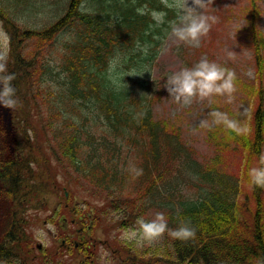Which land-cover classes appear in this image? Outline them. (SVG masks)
Returning a JSON list of instances; mask_svg holds the SVG:
<instances>
[{"label":"trees","instance_id":"obj_1","mask_svg":"<svg viewBox=\"0 0 264 264\" xmlns=\"http://www.w3.org/2000/svg\"><path fill=\"white\" fill-rule=\"evenodd\" d=\"M54 1L60 14L39 27L0 1L8 39L7 74L15 75L18 101L9 109V124L0 122L2 199L55 195L70 218L54 210L47 220L59 231L68 222L70 233L80 224L87 231L102 228L111 264H264V188L250 184L248 177L264 148V35L258 0H248L240 10L255 72L251 81L236 76L237 93L252 103L243 122L249 132L207 129L213 156L202 162L192 157L179 129L170 130L168 121L155 119L149 105L142 104L151 101L145 94L151 82L139 80V67L155 59L159 43L151 12L171 16L173 10L161 0ZM145 6L146 14H138ZM199 51L210 62L228 66L210 50ZM135 57L141 59L138 70L125 78L120 66L136 63ZM131 79L136 80L134 87ZM231 151L248 184L219 168L232 158ZM33 154L42 174L23 188L22 156L31 162L27 156L33 159ZM184 161L194 169L184 171ZM130 166L143 174L134 178ZM74 194L86 201L85 209L70 206ZM152 210L163 212L172 229L190 222L195 238L183 242L165 234L142 248L121 238V230L134 226L138 217L153 218ZM0 211V264H100L96 243L38 252L34 233L11 221L16 217L8 202L1 203ZM91 211L93 222L88 223Z\"/></svg>","mask_w":264,"mask_h":264},{"label":"rangeland","instance_id":"obj_2","mask_svg":"<svg viewBox=\"0 0 264 264\" xmlns=\"http://www.w3.org/2000/svg\"><path fill=\"white\" fill-rule=\"evenodd\" d=\"M3 7L9 11V5L13 7L17 16L26 17L29 23H33L35 27H39L40 24H44L52 21L61 12L60 4L54 0H48L43 2L42 0H0ZM19 1V2H18ZM26 1V2H25ZM31 2H37L32 5ZM43 3V4H42ZM248 0H213V4L209 6L207 14L215 15L218 17V22L214 24L209 34L202 38L199 47H189L182 43H177L170 36L171 23L177 21V11L173 10V13L168 16V13H163V20L161 23H157L159 34L156 37L158 40V46L156 49V56L153 61H150L149 65L139 67L137 62L131 65V62H126L120 66V70L125 72V78L133 72V69L141 70L139 80L146 78L151 82V88L145 91L147 99L150 97L149 103H142L143 105H149L150 112L155 119H164L168 121L170 130L179 129L182 141L191 149L192 157L198 162L207 161L213 156V149L208 139L207 129L200 127V121L202 119H208V113L213 110H220L228 113L230 118L237 119L244 122V116H246L251 108L252 103H247L240 93H235V100L232 104L224 102L223 97H213L210 101L205 100L203 102H194L189 107H180L168 97V93L164 88L167 77L173 72L178 71L182 67H192L198 63L201 59H205V53L199 51L203 48L204 50H210L214 55L215 59L220 62H224L228 66L227 68L233 70L236 76L242 80L251 81L254 79V65L252 63L251 46L246 42L244 34L242 32L243 21L240 17V10L246 6ZM42 4V5H41ZM191 4V0H189ZM259 7L261 9L259 28L264 35V0H258ZM42 7V8H41ZM157 12V11H155ZM5 31L0 21V51L6 52L8 55V39L6 47L3 46ZM66 35V34H65ZM226 50H232L235 52V60L227 59ZM126 66H130L126 68ZM139 75V74H138ZM135 79H131V86H135ZM125 82L128 84L127 80ZM264 89V81L262 82ZM148 83L144 85L147 88ZM148 93V94H147ZM264 98V92H263ZM4 113V118L0 120L1 123L9 124V108H1ZM18 111V110H16ZM20 122H24V116L21 113L17 114ZM264 153V148H263ZM229 155L232 158L229 161H225L219 168L227 173H235L242 178L243 170L238 167V158L234 151H231ZM31 162L27 160L25 156H22L21 166L24 168V186L40 180L41 165L36 155L33 154L31 159L27 156ZM183 170L190 172L194 169V166L188 162H183ZM30 169L34 172L30 175ZM243 184H248L247 179H241ZM52 183V182H51ZM58 189V188H56ZM244 193L248 191L244 187ZM191 192V190L189 191ZM55 196V195H54ZM53 195L45 193L44 195L38 194L34 196L20 197V200L14 198V200L7 201L0 195L1 203L8 202L9 210L14 211L16 219L11 220L17 222L18 226L25 228L26 230L34 233V247L41 245V250L47 249L54 250L56 247H60L62 238L66 235H74L70 233L73 228L70 227L68 222L61 224L63 227L59 231L57 227L50 221L47 220L49 216H52L54 210L63 213L69 221L70 216L65 214L62 206L65 205L63 202L55 199ZM69 197V195H67ZM74 202H70V206H77L78 208H86V201L83 198L74 194ZM82 196V195H81ZM64 200V199H63ZM87 200V199H85ZM76 201V202H75ZM88 201V200H87ZM68 202V201H67ZM67 204V203H66ZM68 205V204H67ZM13 209V210H12ZM71 207H69V210ZM159 210L150 211L149 215L154 214ZM1 214V211H0ZM84 215L86 212H84ZM93 211H91L90 219L88 223H92ZM85 220V219H84ZM96 226V223H94ZM77 227H82L80 224ZM76 227V228H77ZM63 234L61 237H57V234ZM115 233V230L112 231ZM84 237L89 240V245L97 244L96 252L100 256V264H111V256L104 247V240L106 234L103 233L102 228L95 230L89 229ZM57 253V252H56ZM56 255H60L57 253Z\"/></svg>","mask_w":264,"mask_h":264},{"label":"clouds","instance_id":"obj_3","mask_svg":"<svg viewBox=\"0 0 264 264\" xmlns=\"http://www.w3.org/2000/svg\"><path fill=\"white\" fill-rule=\"evenodd\" d=\"M168 8L177 11V21L171 23L170 36L177 43L189 47H199L202 38L206 37L212 26L218 22V17L207 14L213 0H161ZM146 6L138 8L140 15L146 14ZM151 16L157 23L163 20V13L151 12ZM7 45V36L4 34L3 46ZM146 51V50H145ZM227 59L235 60L236 55L232 50H226ZM111 67V62H110ZM135 76L134 74H131ZM14 74H7V54L0 51V105L5 108L15 109L17 99L12 81ZM236 73L223 67L215 61L201 59L192 67H182L167 77L164 88L168 97L180 107H189L194 102L211 100L213 97H223L224 102L232 104L235 100ZM208 119L200 121L202 129L211 130L214 126H223L224 129L236 135H246L249 128L237 119L230 118L228 113L213 110L208 113ZM134 178L143 174V170L130 166L128 169ZM250 184L264 188V153L259 156L258 166L248 171ZM122 239L133 244L137 248L152 246L160 242L167 234L172 240L187 242L195 238L196 230L190 226V222H181L175 228L168 227V220L163 212L157 211L153 218L138 217L135 225L121 230Z\"/></svg>","mask_w":264,"mask_h":264},{"label":"flooded vegetation","instance_id":"obj_4","mask_svg":"<svg viewBox=\"0 0 264 264\" xmlns=\"http://www.w3.org/2000/svg\"><path fill=\"white\" fill-rule=\"evenodd\" d=\"M71 243L73 244V246H74L75 243L77 244L76 239H74L73 237H71V238H63L62 239V248L65 249V250H69Z\"/></svg>","mask_w":264,"mask_h":264}]
</instances>
